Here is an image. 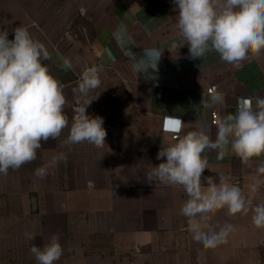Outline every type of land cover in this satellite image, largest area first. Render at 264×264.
<instances>
[{"label": "crops", "instance_id": "1", "mask_svg": "<svg viewBox=\"0 0 264 264\" xmlns=\"http://www.w3.org/2000/svg\"><path fill=\"white\" fill-rule=\"evenodd\" d=\"M176 23L174 0H0V31L11 39L23 26L48 49L43 63L64 85L69 127L91 91L116 87L120 93L118 110L86 107L88 115L103 118L105 144L61 146L65 128L58 140L42 143L34 161L0 174V264H36L31 244L42 247L56 233L64 252L55 264H264V228L254 226L252 211L229 216L218 210L210 223L217 230L231 224L233 231L226 243L205 248L180 214L183 188L146 179L166 160H157L161 147L176 140L164 131L165 117L184 122L180 135L204 125L214 140L215 121L235 114L238 98L264 96V54L243 67L215 52L190 59ZM149 49L161 52L156 68L137 72L134 65L149 63ZM64 58L70 69L62 67ZM92 67L99 87L74 93ZM213 84L225 103L206 109L201 101L209 100ZM60 152L67 162L38 179L35 169ZM203 155L202 182L223 178L241 188L250 207L264 203V155L248 162L230 150L223 159L215 151ZM26 232L35 239L27 241Z\"/></svg>", "mask_w": 264, "mask_h": 264}, {"label": "clouds", "instance_id": "2", "mask_svg": "<svg viewBox=\"0 0 264 264\" xmlns=\"http://www.w3.org/2000/svg\"><path fill=\"white\" fill-rule=\"evenodd\" d=\"M177 12L178 37L187 45L190 59H200L209 52L219 55L221 61L243 67L246 60L259 59L264 54V0H174ZM9 38L7 30L0 31V174L9 169L17 170L37 158L42 143L58 140L65 128L67 138L61 146L87 142L95 146L105 144L107 136L104 120L90 116L81 106L69 127L65 114L66 97L64 85L49 71L43 61L49 59V51L34 39L27 28L18 26ZM148 67L156 68L161 52L146 50ZM64 69L72 67V61L64 58ZM98 69L89 68L77 88L78 95H86L90 89L99 87ZM204 108L223 105L225 97L216 89L211 90L208 101L202 99ZM174 121L175 127L167 122ZM216 135L212 139L208 127L201 125L180 135L184 122L166 118L164 131L176 136L174 143L162 146L157 160H163L145 174L149 183L162 182L183 188L187 199L180 214L188 219V230L194 242L205 248H215L226 243L233 225L224 224L218 230L210 220L218 210L227 215H247L252 211L256 228H264V203L250 207L241 188L224 182L216 183L213 177L202 176L208 170V160L203 154L215 151L223 159L229 150L243 162L264 155V96L240 97L235 114H228L215 121ZM67 162L63 152L54 155L49 162L35 169L34 175L43 179L49 168ZM264 172V166L259 168ZM206 229V230H205ZM36 235L25 233L29 242ZM30 253L36 264H55L63 255L60 234H52L42 247L31 244Z\"/></svg>", "mask_w": 264, "mask_h": 264}, {"label": "rangeland", "instance_id": "3", "mask_svg": "<svg viewBox=\"0 0 264 264\" xmlns=\"http://www.w3.org/2000/svg\"><path fill=\"white\" fill-rule=\"evenodd\" d=\"M23 1V0H19ZM79 1L80 4H83L85 0H75ZM120 93L119 89L116 87L112 88H96L94 91H91L88 94V101H91L88 104L93 110L99 113L107 112L110 109L112 111L118 110L120 108ZM87 101V102H88Z\"/></svg>", "mask_w": 264, "mask_h": 264}, {"label": "built area", "instance_id": "4", "mask_svg": "<svg viewBox=\"0 0 264 264\" xmlns=\"http://www.w3.org/2000/svg\"><path fill=\"white\" fill-rule=\"evenodd\" d=\"M212 89H216L217 90V85H215V84H213V85H211L209 88H208V92H210L211 93V90ZM166 118H172V117H165V119ZM173 119H177V118H173ZM164 122H165V120H164ZM163 128H164V124H163ZM173 137L174 138H176V136L173 134Z\"/></svg>", "mask_w": 264, "mask_h": 264}, {"label": "snow or ice", "instance_id": "5", "mask_svg": "<svg viewBox=\"0 0 264 264\" xmlns=\"http://www.w3.org/2000/svg\"><path fill=\"white\" fill-rule=\"evenodd\" d=\"M167 123H168L169 125L175 127V122H174V121H169V122H167Z\"/></svg>", "mask_w": 264, "mask_h": 264}]
</instances>
